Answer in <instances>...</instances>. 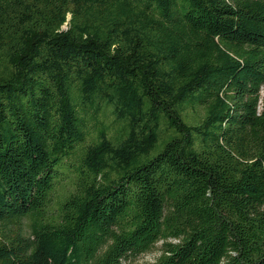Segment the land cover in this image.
<instances>
[{"label":"trees","instance_id":"16d2710c","mask_svg":"<svg viewBox=\"0 0 264 264\" xmlns=\"http://www.w3.org/2000/svg\"><path fill=\"white\" fill-rule=\"evenodd\" d=\"M264 0H0V264H264Z\"/></svg>","mask_w":264,"mask_h":264},{"label":"rangeland","instance_id":"374dc122","mask_svg":"<svg viewBox=\"0 0 264 264\" xmlns=\"http://www.w3.org/2000/svg\"><path fill=\"white\" fill-rule=\"evenodd\" d=\"M264 92V90H263ZM160 256V243L157 244L150 252L142 254L135 258H127L122 264H147L154 262Z\"/></svg>","mask_w":264,"mask_h":264}]
</instances>
